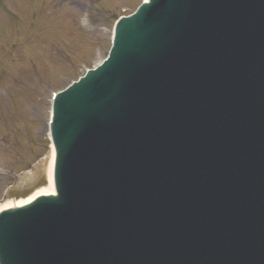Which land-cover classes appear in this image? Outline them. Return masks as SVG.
I'll list each match as a JSON object with an SVG mask.
<instances>
[{
  "label": "water",
  "instance_id": "water-1",
  "mask_svg": "<svg viewBox=\"0 0 264 264\" xmlns=\"http://www.w3.org/2000/svg\"><path fill=\"white\" fill-rule=\"evenodd\" d=\"M50 134L57 195L2 209L0 264H264V0L143 2Z\"/></svg>",
  "mask_w": 264,
  "mask_h": 264
},
{
  "label": "rangeland",
  "instance_id": "rangeland-1",
  "mask_svg": "<svg viewBox=\"0 0 264 264\" xmlns=\"http://www.w3.org/2000/svg\"><path fill=\"white\" fill-rule=\"evenodd\" d=\"M141 1L0 0V206L20 177L47 178L51 95L107 55Z\"/></svg>",
  "mask_w": 264,
  "mask_h": 264
},
{
  "label": "bare ground",
  "instance_id": "bare-ground-1",
  "mask_svg": "<svg viewBox=\"0 0 264 264\" xmlns=\"http://www.w3.org/2000/svg\"><path fill=\"white\" fill-rule=\"evenodd\" d=\"M54 160H55V154H54V149L51 147V153L49 157V163L47 167V179H48V185L46 187H38L35 190H33L31 193L28 195L24 196L23 192L25 190H19L17 195H14L13 198H10L5 204L0 206V210L6 209V208H11V207H16V206H22L30 201H32L34 198H36L38 195H43V194H53L54 193V185H53V166H54ZM31 177L26 176L23 180L28 181L30 180ZM26 187L25 189H33L34 185L32 184H25ZM19 196V197H18Z\"/></svg>",
  "mask_w": 264,
  "mask_h": 264
}]
</instances>
